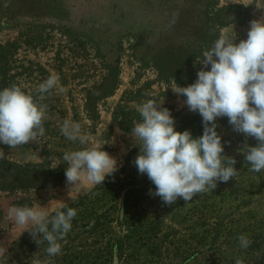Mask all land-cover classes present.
Returning <instances> with one entry per match:
<instances>
[{
  "label": "rangeland",
  "instance_id": "rangeland-1",
  "mask_svg": "<svg viewBox=\"0 0 264 264\" xmlns=\"http://www.w3.org/2000/svg\"><path fill=\"white\" fill-rule=\"evenodd\" d=\"M262 16L264 0H0V90L15 84L39 97L38 85L59 77L40 101L47 105L44 135L16 148L0 143V264L81 253L80 264H264V170H249L237 152L245 137L227 117L217 119V131L239 174L187 203L169 206L149 194L155 186L133 164L139 146L130 135L139 105L155 99L177 131L201 136L199 113L172 88L196 80L203 52L217 38L238 43ZM65 119L79 122L90 143L107 142L103 150L118 170L103 184L69 191L62 155L82 146L62 134ZM80 201L74 209L86 217H74L54 257L43 240L20 242L27 231L7 217L13 205H41L52 214ZM240 234L252 241L247 249L239 247Z\"/></svg>",
  "mask_w": 264,
  "mask_h": 264
},
{
  "label": "clouds",
  "instance_id": "clouds-1",
  "mask_svg": "<svg viewBox=\"0 0 264 264\" xmlns=\"http://www.w3.org/2000/svg\"><path fill=\"white\" fill-rule=\"evenodd\" d=\"M171 23H175V14ZM235 41L221 35L203 52L196 80L186 87L176 84L172 88L177 96L185 97L183 103L190 112L202 117L201 136L194 138L190 130L177 131L176 121L163 102L148 99L138 107L141 120L134 123L130 133L139 146L133 164L155 186L149 194L159 197L165 205L178 199L187 203L198 194L213 192L218 183L238 176L235 156L224 154L218 118L227 117L233 131L245 137L237 152L244 156L249 170H264V16L250 21L246 39ZM58 84L59 77L50 75L38 85L39 97L15 84L0 90V143L16 148L44 135L47 105L40 101ZM61 132L82 146L62 155L67 164L69 191H79L85 184H103L118 170L117 160L103 150L107 142L90 143L89 133L79 122L65 119ZM248 138L254 139L256 145H250ZM3 158L0 149V159ZM76 215V209L66 205L51 215L41 205H13L7 212L8 220L21 233L28 231L37 245L47 241L45 251L50 257L61 253L59 241L71 230ZM237 239L241 249L252 243L246 234ZM235 264H244L243 258H237Z\"/></svg>",
  "mask_w": 264,
  "mask_h": 264
},
{
  "label": "trees",
  "instance_id": "trees-1",
  "mask_svg": "<svg viewBox=\"0 0 264 264\" xmlns=\"http://www.w3.org/2000/svg\"><path fill=\"white\" fill-rule=\"evenodd\" d=\"M199 121H202V117L200 116L199 117ZM107 178L108 177H106V179L105 180H107ZM82 201H80V202H78V203H76V204H72V205H69V206H67V207H71V208H77V207H79V206H81L82 204ZM61 210H64V209H61ZM52 214H54V213H52ZM51 215V214H50ZM78 216V219H85V217H86V213L84 212V216H83V214H81L80 212L79 213H77V215H76V217ZM69 235V234H68ZM31 239H33L32 238V236H31V234L27 231L21 238H20V242H22V241H26L27 243L31 240ZM46 244V248H47V246H48V244H47V241H44V245ZM117 253L120 255L121 254V248H118V251H117ZM80 256L79 257H76V258H74V256L73 255H63L62 257H60V258H53V259H51V260H49L48 262H46V264H80V261H82L83 260V258L85 257V255H84V253H81V254H79ZM92 262H90V261H87L88 262V264H97V262L93 259V260H91ZM82 264H85V262H83Z\"/></svg>",
  "mask_w": 264,
  "mask_h": 264
}]
</instances>
